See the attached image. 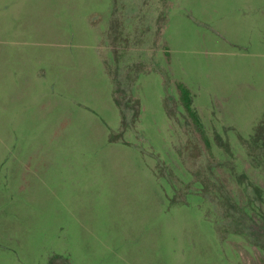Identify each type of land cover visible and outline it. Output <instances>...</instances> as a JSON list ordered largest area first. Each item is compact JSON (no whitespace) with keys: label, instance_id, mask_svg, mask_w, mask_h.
<instances>
[{"label":"rangeland","instance_id":"374dc122","mask_svg":"<svg viewBox=\"0 0 264 264\" xmlns=\"http://www.w3.org/2000/svg\"><path fill=\"white\" fill-rule=\"evenodd\" d=\"M0 264H264V0H0Z\"/></svg>","mask_w":264,"mask_h":264},{"label":"trees","instance_id":"16d2710c","mask_svg":"<svg viewBox=\"0 0 264 264\" xmlns=\"http://www.w3.org/2000/svg\"><path fill=\"white\" fill-rule=\"evenodd\" d=\"M180 91L186 108L194 115V118L199 121L196 113L192 109V98L190 96V90L186 86L181 85Z\"/></svg>","mask_w":264,"mask_h":264}]
</instances>
